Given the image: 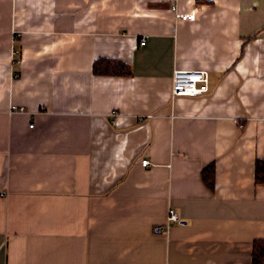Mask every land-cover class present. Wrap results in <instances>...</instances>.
Returning <instances> with one entry per match:
<instances>
[{"label":"crops","instance_id":"crops-1","mask_svg":"<svg viewBox=\"0 0 264 264\" xmlns=\"http://www.w3.org/2000/svg\"><path fill=\"white\" fill-rule=\"evenodd\" d=\"M257 158L264 0H0V264H251Z\"/></svg>","mask_w":264,"mask_h":264},{"label":"built area","instance_id":"built-area-1","mask_svg":"<svg viewBox=\"0 0 264 264\" xmlns=\"http://www.w3.org/2000/svg\"><path fill=\"white\" fill-rule=\"evenodd\" d=\"M171 9L176 19L189 21L195 19V14L193 12L180 13L175 5H173ZM143 43L144 39H141V44ZM14 54H18V51H14ZM208 81L209 75L206 70L175 69L172 73V96H194L205 93L208 91ZM141 165H148V160H141ZM167 221L172 223H178L180 221L176 211L169 209ZM162 230L163 226L157 227V231Z\"/></svg>","mask_w":264,"mask_h":264},{"label":"trees","instance_id":"trees-1","mask_svg":"<svg viewBox=\"0 0 264 264\" xmlns=\"http://www.w3.org/2000/svg\"><path fill=\"white\" fill-rule=\"evenodd\" d=\"M92 73L96 75H117L125 76L131 74L130 65L116 58L101 57L94 60L92 64ZM204 182L213 186L214 165L209 164L202 170ZM255 181L264 183V159L255 160ZM251 264H264V239H256L252 246Z\"/></svg>","mask_w":264,"mask_h":264}]
</instances>
